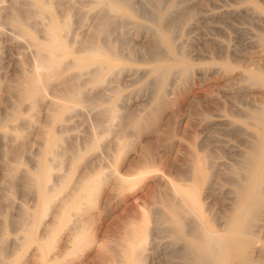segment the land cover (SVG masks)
<instances>
[{
  "label": "bare ground",
  "instance_id": "obj_1",
  "mask_svg": "<svg viewBox=\"0 0 264 264\" xmlns=\"http://www.w3.org/2000/svg\"><path fill=\"white\" fill-rule=\"evenodd\" d=\"M11 1L5 21L30 48V61L29 64L27 62L28 67L21 65L16 78L14 77L12 83L8 84L9 97L11 95L12 100L10 99L11 104L9 103L10 107H8L10 109L8 111L6 109L7 112L3 115L5 120L13 122L11 128L14 130V134H10L12 137L8 138L13 143L18 140L21 142H17L16 147L15 143L10 150L12 162L5 165L3 178L10 193L20 184L18 187H22L26 195L34 193L39 199L35 210H30L24 205L20 208V212L18 210L19 215L15 223L23 235L17 238V242L24 251L28 250L31 244H36L44 261L57 264L63 253L70 250L71 246L80 249L94 239L87 231L85 216H88L89 212L86 215L84 211L87 208L85 207L84 210L82 206L85 200L95 198L103 182H107L102 189L108 198L114 193L112 191H117L120 187L119 190L123 189L125 183L137 178L136 176L150 166L149 157L154 154L151 152L150 154V150L146 151L149 148L142 149L140 163H136H139L141 171L135 177L129 178L128 173H124L119 169L120 165L116 164L117 152L119 153L126 146L136 145V139L139 136L142 138L141 135L148 132L154 134L156 140L153 141L155 140L159 147L167 148V151L176 144L179 147L182 142L183 131L188 130L190 123L183 129L182 134L179 131L182 135L179 137L181 135L178 133L177 124L179 121L181 123V119L175 111L180 108L174 105L176 110L174 109V112L169 110L171 115L165 122H161L164 119L160 118L163 111L169 109L175 100L178 103L175 104L179 107L182 98L181 96L179 99L182 93L180 89L190 88L195 78V65L202 63L201 61L196 63L193 57L190 58L189 46L187 47L184 41L178 40L188 23L196 19L198 10L191 6L189 0H138L141 1L138 2L139 5L136 0ZM78 2H82L85 8L77 6L80 9H76L75 5ZM238 2L243 4L245 10L251 9L258 19L252 40L256 46L264 49V0L262 2L238 0ZM240 8L242 6L239 10ZM237 11L233 12L234 15ZM251 13L246 14L253 20L255 18L250 16ZM239 16L242 18L241 14ZM75 23L78 27L74 26ZM140 31L144 32V35H140L144 36L145 40L140 38L132 40L134 37H130L131 32L136 36L141 33ZM38 34L41 37H38ZM146 40L148 41L145 43ZM263 49L259 48V50ZM215 63H219L224 70L233 67L227 60L218 62L211 59L203 62L206 68ZM134 64H138L139 67L141 64L144 66L136 68L133 67ZM202 66L201 64V68ZM241 68L242 80L249 86L256 85L262 88L261 99L257 96L259 100L250 103L251 105L242 109L241 113L232 110L236 114L232 112L231 118L218 113H215L218 117L212 118L210 114L214 115L213 112H200V119L207 124L203 126L204 122L202 124L197 122L198 127L202 125L206 128L205 126L210 125L211 128H206L207 132L209 128L211 129L208 138L204 140L207 135V132H204V136L201 135L203 142L196 143V140L188 143L187 157L184 156V162H177L176 177L156 174L158 182L163 183L162 186L165 187L163 186V189L161 186L163 190L154 192L157 187L153 188V186L157 182L154 181L153 185H149L154 190L147 192L153 199V204L145 221L138 223L139 218L134 220L135 216L139 217L134 212L135 215L132 214L134 217H130L126 222H120L121 230L117 232L114 230L116 233L112 234L111 243L107 241L106 236L101 237L98 241L99 249L96 250V256L101 264H150V261L153 262L149 259L150 252L157 253L162 264H233L230 260L232 253H237L235 255L240 260L239 264H264V64ZM125 71L131 73L129 84L122 83L124 77L121 76ZM128 85H132V88L128 93H124L123 89ZM242 86L244 87V83ZM134 96L143 98L141 97V104L139 102L136 104L137 100L135 101L134 98L135 102H132L138 106L132 108L133 104L129 105V102ZM199 100L197 98V101ZM22 101L24 105L26 102L24 108L27 107V110L20 109ZM194 101H196L195 97L192 96L186 103L191 105ZM41 103L46 105H43L44 108L47 107L46 113L42 115L45 117V124L41 122L42 125L38 126L36 133L39 140H35L38 146L32 153L33 148L31 152L27 145L29 143L31 145L32 142L27 144L24 142L27 133L24 127L33 125L31 128L34 129V124H31L34 121L32 118L36 114L37 105ZM196 107L194 111L198 113ZM206 109L208 107L204 108ZM74 111L79 115L93 112L92 115L87 113L91 115V119L84 115L88 117L89 124L81 140H78L79 137L76 138V135H66L72 125L65 122ZM195 118L191 119L195 121L194 123L197 121ZM0 119L1 125L2 117ZM55 122H59L57 125L59 130L52 128ZM221 129L228 134L235 133L239 139L241 138L239 142L242 141L241 145L238 144L240 145L238 150L233 149V153L230 152L232 156L229 160L222 157L220 150L224 146L219 152L214 148L217 140L215 133ZM189 132L192 135L191 131ZM139 141L137 143L141 144ZM153 147L157 148L155 143ZM24 155L30 156L32 158L30 161L35 162L34 168L30 164L32 170L19 171V165L23 164L21 156ZM83 159H86V163ZM80 160H83V167H86V170L83 169L81 173L75 174V171H78H73V166ZM66 163L68 166L65 165ZM55 169L59 171L58 177L54 179L55 175L52 171ZM222 185H227L225 191L221 189ZM147 187L141 189L145 193L135 195V192L134 199H139L144 194L149 195L145 190ZM217 190H223L224 194L217 193ZM130 199L131 202L134 200L129 198L128 202ZM2 212L0 214L3 215ZM48 216L47 223L45 219ZM211 221L216 222L214 226ZM117 222L115 223L119 225ZM216 224L220 228H214ZM40 226L47 232L58 229V233H61L58 241L54 238L47 241L41 235L43 229L40 231L41 234L38 232ZM5 240L2 237L1 241ZM257 241L260 242L259 247H257L258 243L255 245ZM6 247H9L8 244L0 248V264H14V260L8 259L11 253H7L8 255L5 253ZM255 250L259 251H257L259 255L256 254L257 258L253 256ZM150 257L153 258L154 255Z\"/></svg>",
  "mask_w": 264,
  "mask_h": 264
},
{
  "label": "rangeland",
  "instance_id": "obj_2",
  "mask_svg": "<svg viewBox=\"0 0 264 264\" xmlns=\"http://www.w3.org/2000/svg\"><path fill=\"white\" fill-rule=\"evenodd\" d=\"M10 1L11 0H0V114H2V115H3V113L5 115L6 112L10 109L8 107H10L9 103L11 104V100H12L11 95L9 97L10 92H8V90H9L8 89V86H9L8 84H11L12 83L11 81L14 80V77L18 75L17 72H19L18 70L21 67V65H23V66L25 65L26 67H28L29 65H27V62L29 64V61H30V57H29L30 56V48L27 47L26 42H24L23 38L21 36H19L17 33H15L16 31H14V29L8 24V22L5 21V20H7L6 15L9 14V6L11 4ZM133 1H135V0H133ZM194 1H199V2H197V3L195 2L196 3L195 4ZM259 1L262 2V0H259ZM136 2H137L138 5H139V3H141V1L139 2L138 0H136ZM80 3L79 2L76 3V5H75L76 9L85 8V6L82 4V2H80ZM189 3L191 4V6L196 11L198 10L197 11V15L195 17L196 19L195 20H191L188 23V25L186 26V28L184 30L183 35H181L178 40H180V41L182 40V42L184 41L187 44V47L189 46L188 49L190 51L189 52L190 58L193 57L192 59L195 62L197 61L196 63H199L200 61L202 63H200V65L197 64V66L195 65V73H194L195 78L193 79V81H192V83L190 85V88L187 89V87L186 88L183 87V88L180 89V93H181V90H182V93H181V95H179L180 93L178 95L180 96L179 99L182 96V98L180 99L181 101L179 102V99L176 97L177 101L179 102V107L177 105L178 103L175 100L174 103H172V105L169 107V109H167L166 111H163V113L161 115V118H160L161 120L164 119L161 122H165L170 117V115H171L170 112H172V111L174 112L176 110L175 109L176 106H177L176 108H178V109L180 108L179 109L180 112H179V110L175 111V113L177 112L176 114H178V118L180 117V119H181V123L179 121V123L177 124L178 133H179V131L181 133L183 131V129L186 128L188 126V124L190 123L189 124V128H187L188 130L184 129V131H183L184 134L181 133L182 135H184L183 138L186 137L184 139L182 138V142L181 143H183V144L185 143V144L183 145V144L180 143L179 147L176 144L173 148L171 147L170 149H168L170 151L169 152V151H167V148L165 149L164 147L163 148L159 147L158 144L155 141L156 140L155 135L150 133V132H148V134L150 133L152 135H150V134L148 135L147 133H144V134H142L143 136L141 135L142 138H140V136H139L136 139V145L137 146L134 144L136 147L134 145H129V146L124 147V149H121L122 151H120L119 153L117 152L115 154L116 164L118 163L117 166L120 165L119 169L124 171V173H126V174L128 173L129 178L135 177L136 174L138 175L139 174L138 172L141 171L140 170L141 168H140V165H139V163H140L139 161L142 158L141 157L142 156V154H141L142 153L141 152L142 149L146 150L147 148H149L146 151L150 150L149 153L151 152V153H154V154L150 153L152 155L151 156L152 159L149 157L150 166L147 167L148 169L145 168L144 171H143L144 173L142 172L141 174L136 176L137 178L133 179L129 183L128 182L125 183L123 185V187H124L123 189L119 190L121 188L120 187L117 190L118 192L117 191H112L115 194L111 192L112 195H110L109 198H108L107 197L108 195L106 196L105 191L102 189L105 186L104 184L107 183V182H103V184L100 185V189H99V192L96 195V197L92 198V199L85 200V203L82 206L84 207V210H85V207L88 210V211L87 210L84 211L85 214L89 212L88 214L90 215L89 216L88 214H86L88 216H85L86 225H87V231H88V234L92 236V239L93 238L94 239H93V241L91 243L80 247V249L71 246L70 250H68V251L63 253V255L60 257V260L58 261L59 263H57V264H101L100 259L96 256V254H97L96 252L99 249L98 241L101 239V237H105L106 236L105 238L107 239V241L109 243H111L110 240L113 237L112 234L114 235L117 231H119V229L121 230L122 226H121L120 222L121 221H122V223L126 222L130 217L131 218L134 217V215H135L134 212H136L137 215H139V217L135 216L134 220L136 218H139L140 221L136 219L138 221V223H142L143 221H145L146 218L148 217L149 213H150L149 210H150V208H151V206L153 204V199H151V197H149L150 194L147 193V192L150 191V190L151 191L155 190L154 192H157V191H160L162 188L164 189V187H165L164 185H163L164 187L162 186L163 183L158 182L156 174L157 173H161V174H164L166 176L168 174V176H170V177H176L177 175L175 174L176 173L175 168H176L177 162L178 161L179 162H184V160H185L184 156L187 157L186 154H188V143H190L191 141H196V140H197L196 143H200L199 141L203 142V138L202 137L205 134L204 132H207L208 129H206V128L210 127V125H208V127L205 126L206 128L203 127L207 123L203 119H200L201 118L200 117V112L201 111H208L209 113L213 112L214 115L210 114L212 118L213 117H218L219 114L225 115V117L231 118L233 113L236 114L235 112H237V111H238V113L239 112L241 113L242 109L246 108L247 106H249V105H251L253 103H256L259 100L258 99L259 97H257V96L262 95L261 93L263 92V90H262V88L260 86H256V85L249 86V84L246 83V81L242 80L241 77H240L241 76V69H242L241 67H247V66L248 67H252L255 64H259V63L260 64H264V49L261 48L258 45L256 46L255 45L256 43H254L253 40H252L253 36H254V31L256 29L254 27H255V25L256 26L258 25V24H256L258 22V19L254 16L255 14L251 11V9H247L246 8L247 10H245V7L243 6V4L239 3L238 0H222V1L221 0H192V1L189 0ZM197 4H199V5H197ZM77 6H79L80 8H77ZM140 6H142V5L140 4ZM197 6H198V9H196ZM241 6H242V8H240V10H239V7H241ZM6 7H8V8H6ZM204 8H206V9H204ZM7 9H8V11H7ZM228 10L230 12H228ZM236 10H238V11L234 15L233 12L236 11ZM198 12H200V14ZM238 13L242 15V18H240L241 16H239ZM246 13L247 14L251 13L250 16L252 15L251 17H254L255 19L252 20L249 17V15H247ZM201 14H203L204 16L201 15ZM229 14H231V15H229ZM237 14H238V16H237ZM207 15H208V17H207ZM197 16H198V18H197ZM4 17L6 19H4ZM216 17L217 18L219 17V18L217 19ZM219 20H221V21H219ZM254 21H256L255 24L253 23ZM252 24L254 26H252ZM75 25H76V23L74 24V26ZM208 25H210V26L208 27ZM215 26H219V27H215ZM76 27H78V24L76 25ZM201 27H202V30H201ZM211 28H213V29H211ZM243 28H244V31H243ZM246 29H248V30H246ZM202 31H203V33H202ZM219 31H221V33ZM131 33L132 34L130 35V37H132V38L134 37V39H132V40H138L139 38L142 39V40H145L144 36H141L142 34L144 35V32L138 33L136 36H135V34H133V32H131ZM237 33H239V35L241 34L242 36L241 35L239 36ZM250 33L253 34V35H251ZM37 36L41 37V35H39V34ZM136 37H138V38L136 39ZM212 38H213V40H212ZM147 41L148 40H146L145 43ZM251 45H253V46H251ZM223 47H224V49H223ZM190 48H191V50H190ZM228 48L229 49L231 48L232 51H231V49L229 50ZM259 48L263 49V50H259ZM222 51H224V52H222ZM207 57H209V58H207ZM25 59L26 60L28 59V60L26 61ZM211 59H215V61H218V62L222 61V60H227L228 62H230L233 65V67H231L230 69H225L224 70V68L222 66H220L219 63H215V64H212V65H210L209 67L206 68L205 64H203V62L210 61ZM24 62H26V63H24ZM201 64L204 66V68H203V66L201 68ZM143 66H144L143 64L140 65V67H143ZM133 67L140 68L138 66V64H134ZM203 70L205 71V73H203ZM130 74L131 73L128 72V71H125V72L122 73L121 77H124V78H122L123 79L122 83H124V84L125 83H127V84L130 83L129 82L130 81V77H131ZM194 83H196V85ZM243 83H244V87L242 86ZM194 87H195V89H194ZM131 88H132V85H128L127 87H125L123 89V92L124 93H128ZM227 90L228 91L230 90V91L228 92ZM258 92H260V93H258ZM191 94H192L193 97H195L196 101H194L191 105H188L186 103V101H188L190 99V97L192 98V96H190ZM194 94L197 95V96H195ZM238 94L240 95L239 97H238ZM139 96L138 97L134 96V97H132L133 99L132 98L130 99L129 105L133 104L132 108L138 106V105H135V103H134L136 100H137L136 104H138V102H139V104H141L143 97L141 96L142 97L141 98ZM134 98H136L135 101H134ZM197 98H198V100H199V98L201 99V100H199L200 102L197 101ZM138 99H141V100H138ZM260 99H261V96H260ZM9 100H10V102H9ZM132 101H134V102H132ZM175 103H177V104H175ZM182 103L184 104V107H183ZM200 103H202V105H204V106H201ZM43 105L46 106L43 103L39 104L40 107L37 105L36 114L32 118V120H34V121H32L31 124H34V129L32 130V128H33L32 126L33 125L32 126L30 125V127H29V125L24 127L26 132H27L26 133L27 135L25 134V136H26V137H24L25 141L24 140L23 141L26 142V144L29 143V142H32L31 143L32 146L30 145V143L27 144L29 149H30V151H31V148H33V150H34V148L37 149V146H38V142L37 141L39 140V138L37 139L38 134L36 132H38V129H39L38 126L42 125V124H40L41 122L43 124H45L44 123L45 122V117L42 116V115H44L46 113V110H47L46 108L47 107L44 108ZM174 105H176V106H174ZM24 106H26V102H25V105H24V101H22L21 104H20V109L22 108V110H25V109L27 110V107L24 108ZM195 106H197L196 107L197 109H195V110L198 113H195V111H194V107ZM171 107H172L173 110L171 109ZM207 107H208V109L204 110V108H207ZM185 108H187V109H185ZM6 109H7V111H6ZM182 109H184V110H182ZM37 110H39V111H37ZM169 110H171V111L169 112ZM188 110H191V112L193 111L192 113L193 114L195 113L197 115H195V114L193 115ZM197 110H199V111H197ZM232 110L235 111V112H233ZM228 111H230V112H228ZM75 112L76 111H74L73 112L74 114L72 113L71 114L72 116H70V118L65 122L66 124H69V125L71 124L72 125L71 126L72 128L69 126L71 129L66 133V135H76V138L79 137L80 139L78 138V140H81L84 137V136L82 137V135H85L87 130H88L89 122L87 121V118L89 117V119H91L90 116L92 115L93 112H87L88 114L91 113V115H88L87 113H85L84 115L88 116L87 118L84 115H82V114L79 115L77 112H76L77 114ZM168 112H169V114L167 115ZM183 113L185 114V116H184ZM215 113H218V115L215 114ZM189 114H190V116H189ZM2 115H0V118L2 117V124L0 125V208H2V209H0V213L2 212L1 210H3V212H2L3 215L0 214V243H1L0 244V248L3 245H5V244L7 245L8 244L9 247L5 248V249H7V251H5V253L6 254L7 253L8 254L11 253L8 256V259L9 260H14V264H16V263L17 264H53V263L44 261L42 259L43 258L42 254L40 255V250L36 246V244H31L27 248L28 250H26L27 251L26 252V251H24V249H22L21 245L17 242L18 241L17 238H20L23 235V232L18 227V225H16V223H15V220L18 218V215H19L18 213L20 212V208L24 205V206L30 208V210H35V208L39 204V199L35 196L34 193L33 194L30 193V194H32V196H30V194L26 195L23 192L22 187H18V186H20V184L15 187V190H13L12 193H10L9 190L7 189L6 182H5L4 178H3L4 168H5V165L7 163H11L12 162V160H11L12 157H11L10 150L13 148L15 143H16L15 144V147H16L18 145L17 142H21V141L18 140L17 142L16 141H14V143L12 142V140L10 139L12 137V135H10V134H14V130H13V128H11V127H13V125L11 126V124L13 122L11 120H5V118H4L5 116L4 115L2 116ZM179 115H181V116H179ZM215 115H217V116H215ZM81 116L85 117L86 121H85V118H82ZM81 118L84 119V120L81 121L82 120ZM194 118H195V120L197 119L196 123H194L195 121H192V120H194ZM198 118L200 120H198ZM77 121H78V123H77ZM197 122L199 124L200 123L202 124L204 122L205 124H203V126L199 125V127H198V123ZM35 123H36V125H35ZM239 123H241V122H239ZM7 124H8L9 127L7 126ZM57 125H59V122L53 123L52 124V128L54 130H59ZM73 125H76V126L74 127ZM190 125H192V126H190ZM35 126H37L38 128L35 127ZM59 128H60V126H59ZM210 128H209L208 132H210V130H211ZM35 129L37 131H35ZM79 129H82V130H79ZM196 129H197V131H196ZM199 129H200V131H199ZM205 129H206V131H204ZM81 131L82 132L84 131V132L82 133ZM189 131H191L192 135L189 134L190 133ZM198 132H199V134H198ZM208 132H207V135H205L206 138L204 137V140L208 138L207 137L209 135ZM223 132H225V134ZM221 133H223V135ZM79 134L81 136H78ZM232 134H234L235 136L238 137V135H236L235 133L228 134L226 131H223L222 129L219 130V132L215 133V136L217 137V140L215 141V147L214 148L215 149L217 148L216 150L219 152V150L224 146L223 149H221L220 151H222V155H223L222 157L225 160H229L230 159V156H232V154L230 152L233 153L234 150H238L240 145H241V142H242V141L239 142V140H241V138L239 139V137L237 138V137H235ZM7 135H10V136H7ZM182 135L181 136L178 135V136L182 137ZM201 135H203V136H201ZM8 137H10V138H8ZM187 137H188V139H187ZM189 137H191L193 140H191V138H189ZM139 138H140L141 141H139ZM36 139H37V141H35ZM153 139H155L154 140L155 142L153 141ZM200 139H202V140H200ZM222 139H224V140L222 141ZM185 140H187V141L190 140V141L187 142ZM9 141H11V142H9ZM105 141H107V139ZM138 141L141 144H138L137 143ZM153 142L155 143L156 147L159 150L157 148L153 147L154 146ZM239 143H240V145H238ZM228 145L229 146L231 145V146L229 147ZM149 146H151V147H149ZM152 147H153V149H152ZM5 148L6 149L8 148V149L6 150ZM133 148H134V150H133ZM174 148H175V150H174ZM171 149H172V151H171ZM186 149H187V151H185ZM230 149H232V150H230ZM35 150L33 152L32 151L31 152L34 153ZM164 150H166V151H164ZM4 151H5V153H4ZM154 151L156 152V154H155ZM160 152H161V154H159ZM220 154H221V152H220ZM225 155H226L227 158H225ZM26 156L25 155L21 156L23 164L21 163L19 165V168H18L19 171H21L20 169L32 170L31 168L32 167L34 168L36 166L35 162H32L33 160L30 161L32 158H30V156H28V157H26ZM182 156H183V158H182ZM85 158H87V157L85 156ZM3 160H4V162H3ZM83 160H85V161H83ZM83 160L82 161L84 163H86V159H83ZM82 161L80 162L81 164L79 162H77L78 165L80 164L79 165L80 168L77 167L78 166L77 164H75L73 166V168H74L73 171H75V170L78 171V172L75 171V174L79 173V172L81 173L82 171L86 170L85 169L86 167H83L84 163ZM137 162H139V163L136 164ZM33 163L35 165H33ZM30 164H31L32 167L30 166ZM67 164L68 163H66L65 165L68 166ZM134 164H136L135 165L136 167L134 166ZM137 165H139V166H137ZM28 166H29V168H28ZM171 166H175V167H171ZM126 168H128V170ZM145 170H146V172H145ZM58 171L59 170H57V169L52 171L53 175H55L53 177L54 179L58 175V173H57ZM154 181L157 182L158 184L157 183H156L157 185L154 184ZM153 184L155 185V186H153V188L157 187L154 190H152L153 188H151L149 186V185H153ZM161 186H162V188H161ZM146 187H147V189H145L146 193L149 194V195L144 194V195H146V196L143 195L145 198H143V196H142L141 198L135 200L134 199V193L136 192L135 195L136 194L138 195L139 193H143V192L145 193V191L141 190V189H144ZM220 187H221V189L223 188V190L225 191L227 185H222ZM223 190H217L216 192L219 193V194H224V193H222ZM22 192H23L24 196H23ZM111 193H109V194H111ZM126 198L127 199L132 198L135 201L132 200V202H131V199H130L129 200L130 202H128V200ZM125 199H126V201H124ZM18 210H19V212H18ZM132 214H134V215H132ZM120 218H121V220H120ZM48 219H49V216L45 220L47 221ZM123 219H125V220H123ZM11 221H14L13 222L14 224ZM116 221H118L117 223H119V225L115 223ZM214 222L215 221H211V224L213 226L215 225ZM47 223H48V221H47ZM114 226H116L115 229H114ZM119 226H121V227H119ZM218 227H219V225L216 224V226L214 228L218 229ZM39 228L40 229L38 230V232L40 233V231L43 229V227L40 226ZM114 230L116 232H114ZM61 232L63 233L64 231H61ZM41 233L40 234L45 239H47V241H51L53 238H54V240L57 239V241H58V239L60 237V234H61V233H58V229L56 231L54 229H51L50 232L49 231L47 232L45 229H43V231H41ZM44 235H46V236H44ZM1 236L6 239L5 240L6 243H5V241L4 242L1 241V239H2ZM13 239H14V241H13ZM7 240L9 241V243H8ZM162 240L164 241L165 239H162ZM259 243L260 242L257 241V242H255V245L257 244V247H259L258 246ZM13 246H15V247H13ZM9 251H11V252H9ZM257 251L255 250L253 252V256L255 258L258 257L257 255H259V253H258L259 251L258 252ZM152 254L154 255L155 258L153 257ZM235 254L237 255V253H235ZM235 254L232 253L230 260L233 262V264H239L240 260L237 258V256ZM149 255L153 257V258H151L149 256V259L153 260V262L150 261V264L151 263L152 264H162L161 261H159L160 258H159L157 253H153V252L151 253L150 252ZM90 260H92V261H90ZM98 262H100V263H98Z\"/></svg>",
  "mask_w": 264,
  "mask_h": 264
}]
</instances>
